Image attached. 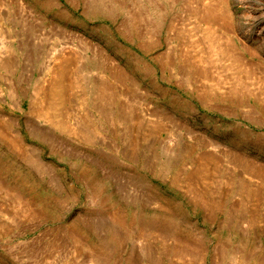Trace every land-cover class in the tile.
I'll return each instance as SVG.
<instances>
[{"label": "rangeland", "instance_id": "obj_1", "mask_svg": "<svg viewBox=\"0 0 264 264\" xmlns=\"http://www.w3.org/2000/svg\"><path fill=\"white\" fill-rule=\"evenodd\" d=\"M208 8L264 77V0H0V264H264V92Z\"/></svg>", "mask_w": 264, "mask_h": 264}, {"label": "bare ground", "instance_id": "obj_2", "mask_svg": "<svg viewBox=\"0 0 264 264\" xmlns=\"http://www.w3.org/2000/svg\"><path fill=\"white\" fill-rule=\"evenodd\" d=\"M216 9L208 8V9H205L203 12L204 13L203 17L207 22V26L209 24V27L206 26V28L204 29L205 36L207 37V41H208L209 51L213 52V54L218 55L217 57L222 61L224 60L231 61L232 78L234 79V82L236 83L235 88L240 89L242 88V86L244 87V83L249 81L258 90H260L261 92H264V77L262 74L259 73V68L256 69L251 64L243 60L241 56L236 54L233 51V47L231 45L229 38H226L225 40L224 36L222 38L219 37L218 36L219 33L216 31V29L212 27L211 24H213V22H215L220 15L221 16L223 15L222 13L223 9H219V8L217 10ZM256 12L259 13L258 11ZM220 18H223V17H220ZM263 25H264V21H263ZM71 63L72 62L69 57H64L61 59L59 65L52 71L54 73L53 80L50 83V86L42 94L43 103L40 109L41 111L39 110L41 113L40 115L45 119H49L50 121L51 120L56 121L57 119L61 117L60 114L58 113V110L59 108H62L63 104L66 101L67 92H68V89L71 87L70 83H72L71 81L73 78V77L71 78V74H70ZM104 84L100 85L99 88L97 89L100 95L103 94L104 88L102 87H104ZM93 88L94 86L92 87V89ZM53 113L54 115H52ZM59 125L60 126L63 125L62 121ZM203 161H207V160H203ZM208 161H216V160H212L210 158Z\"/></svg>", "mask_w": 264, "mask_h": 264}]
</instances>
